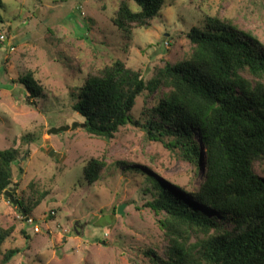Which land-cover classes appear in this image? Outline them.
<instances>
[{"label":"rangeland","instance_id":"374dc122","mask_svg":"<svg viewBox=\"0 0 264 264\" xmlns=\"http://www.w3.org/2000/svg\"><path fill=\"white\" fill-rule=\"evenodd\" d=\"M119 1L2 0L0 33L9 37L0 44V150H18L11 194L31 211L21 215L0 195V223L15 228L0 248V264H152L150 249L162 256L161 215L147 205L154 195L142 172L188 189L201 175L161 142L146 139L141 125L159 93L137 97L131 111L137 123L106 141L81 127L73 109L78 88L89 73L116 60L150 79L156 68L189 55L187 33L204 27L208 16L264 45V0H166L149 27L130 29L113 22ZM27 74L42 86L38 97L27 99L20 81ZM75 123L73 130L47 132ZM93 158L105 166L90 184L82 170ZM201 167L205 171L204 157ZM254 171L264 178V159ZM119 205L123 214L116 212Z\"/></svg>","mask_w":264,"mask_h":264},{"label":"trees","instance_id":"16d2710c","mask_svg":"<svg viewBox=\"0 0 264 264\" xmlns=\"http://www.w3.org/2000/svg\"><path fill=\"white\" fill-rule=\"evenodd\" d=\"M165 2L120 0L113 22L122 29L149 27ZM187 38L189 55L156 68L148 80L120 60L89 73L73 109L87 133L109 141L124 126L137 123L131 116L137 97L144 91L159 93L141 125L146 139L161 142L201 175L188 189L142 172L154 195L147 205L161 215L166 240L162 256L153 249L146 252L152 264H264V178L254 171L256 161L264 159V45L209 16ZM20 81L26 84L27 99L42 94L32 75ZM17 158L16 148L0 150V195L13 185ZM104 166L103 160L90 159L82 175L92 184ZM134 167L141 172L139 164ZM17 206L21 215H30L22 200ZM14 229L0 223V248Z\"/></svg>","mask_w":264,"mask_h":264},{"label":"water","instance_id":"95a60500","mask_svg":"<svg viewBox=\"0 0 264 264\" xmlns=\"http://www.w3.org/2000/svg\"><path fill=\"white\" fill-rule=\"evenodd\" d=\"M77 126V123L71 125V126H59V127H51L47 132L48 134H57L59 132H64V131H68V130H73L75 127ZM85 124H81V127H84ZM13 188H8L5 192H4V196L5 198H8L10 200V202L14 205H19V200L14 198V196L11 194V190ZM123 207L124 205H119L117 207V213L118 214H123ZM23 214H25V211H22ZM27 219V218H26ZM75 227H77V229H79V226L77 224V222L75 223Z\"/></svg>","mask_w":264,"mask_h":264},{"label":"built area","instance_id":"2783aa9c","mask_svg":"<svg viewBox=\"0 0 264 264\" xmlns=\"http://www.w3.org/2000/svg\"><path fill=\"white\" fill-rule=\"evenodd\" d=\"M5 39V34L4 33H0V40H4ZM28 221H31V219H28Z\"/></svg>","mask_w":264,"mask_h":264}]
</instances>
